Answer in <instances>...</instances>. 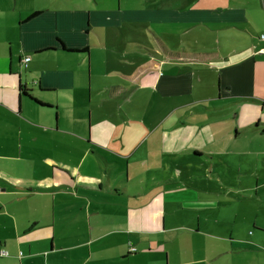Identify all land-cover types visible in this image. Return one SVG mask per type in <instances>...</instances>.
<instances>
[{
    "label": "crops",
    "instance_id": "0c3cea01",
    "mask_svg": "<svg viewBox=\"0 0 264 264\" xmlns=\"http://www.w3.org/2000/svg\"><path fill=\"white\" fill-rule=\"evenodd\" d=\"M262 35L264 0H0V264H264Z\"/></svg>",
    "mask_w": 264,
    "mask_h": 264
},
{
    "label": "rangeland",
    "instance_id": "374dc122",
    "mask_svg": "<svg viewBox=\"0 0 264 264\" xmlns=\"http://www.w3.org/2000/svg\"><path fill=\"white\" fill-rule=\"evenodd\" d=\"M199 96H202V94L201 93H195V95L194 96H190L189 98H186V99H184V101H189V102H192L193 101V99L194 98H196V99H198L199 98ZM165 106H167V108H168V110L170 109L169 108V104H166ZM231 110V109H230ZM159 115H160V117H161V108H160V110H159ZM157 120V118L156 117H154V121H156ZM233 120V119H232ZM201 149H202V147H201ZM204 151V150H203ZM202 152V151H201ZM203 153V152H202ZM260 158V160H263L262 158L263 157H259ZM232 160H233V157H232ZM231 160V161H232ZM231 161H229V167H230V169H232L231 171H233V168H231V166H233V165H237V164H239L241 167H242V171L241 172H243V173H245V171H247V169H249L250 167H252V162H251V160L250 159H248L246 156H244V155H242L241 157H239V159L238 160H235V161H237V163H234V164H232L231 163ZM264 165V161L261 163V166H263ZM210 167H211V165H210ZM236 169H238V166H234ZM226 168H225V166L223 167V168H220V169H218V170H220L222 173H225V170ZM221 173V174H222ZM222 176V175H221ZM225 180V179H224ZM220 181H219V179H206V181H205V183H208L209 185H210V187L211 188H213V187H218L219 186V183ZM204 183V184H205ZM224 185H225V189H224V194H226V193H229L230 192V188H228V180H225V182H224ZM222 198H225V197H222Z\"/></svg>",
    "mask_w": 264,
    "mask_h": 264
},
{
    "label": "built area",
    "instance_id": "2783aa9c",
    "mask_svg": "<svg viewBox=\"0 0 264 264\" xmlns=\"http://www.w3.org/2000/svg\"><path fill=\"white\" fill-rule=\"evenodd\" d=\"M261 38L264 39V35H262ZM260 52L262 54H264V49H262ZM30 60H31V58L27 56V57H24L23 62L27 65ZM1 253H2V255L3 254L5 255L7 252L5 250H1Z\"/></svg>",
    "mask_w": 264,
    "mask_h": 264
},
{
    "label": "trees",
    "instance_id": "16d2710c",
    "mask_svg": "<svg viewBox=\"0 0 264 264\" xmlns=\"http://www.w3.org/2000/svg\"><path fill=\"white\" fill-rule=\"evenodd\" d=\"M33 17V16H32ZM19 91H20V93L21 94H28L27 92H28V90L26 89V88H23L22 86H20V88H19Z\"/></svg>",
    "mask_w": 264,
    "mask_h": 264
}]
</instances>
